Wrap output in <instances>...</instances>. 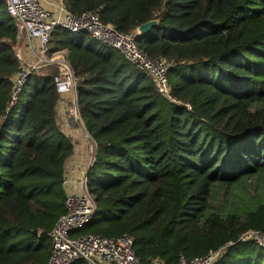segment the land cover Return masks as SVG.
<instances>
[{"label": "trees", "instance_id": "1", "mask_svg": "<svg viewBox=\"0 0 264 264\" xmlns=\"http://www.w3.org/2000/svg\"><path fill=\"white\" fill-rule=\"evenodd\" d=\"M63 2L124 34L157 20L136 44L166 59L174 100L88 34L52 32L50 53L67 54L94 146L87 188L97 215L74 236H127L143 263L222 250L214 264H263L251 256L260 247L236 242L264 234V0ZM17 37L0 0V264H47L73 145L55 121V66L34 70L10 107Z\"/></svg>", "mask_w": 264, "mask_h": 264}, {"label": "built area", "instance_id": "2", "mask_svg": "<svg viewBox=\"0 0 264 264\" xmlns=\"http://www.w3.org/2000/svg\"><path fill=\"white\" fill-rule=\"evenodd\" d=\"M4 2L6 13L13 19L18 33L17 50H21V38H24L25 53L23 56L15 53L16 59L20 62V69L13 79L10 107L18 103L28 76L39 67L52 65L57 68L53 81L59 95L58 105L64 95H69L71 107L68 108V112H72L70 117L81 123L76 106L77 80L67 60V54L65 51L50 53L51 34L57 28L73 34L86 33L94 41L118 51L128 63L147 75L161 97L174 102L167 78L166 59L151 60L145 57L136 44V36L139 35L137 30L124 34L111 24H103L95 14L86 12L74 15L66 9L63 0H59L54 6L47 0ZM91 164L92 156H89L84 163V171L74 182L64 174V214L47 234L51 243L47 264H163L158 259L148 263L138 260L133 251V241L127 236L115 239L95 235L74 236L97 215L96 199L87 188V171ZM236 243L264 249V234L258 231H245L239 235ZM222 253V250L210 252L191 260L181 257L178 264H214L221 258Z\"/></svg>", "mask_w": 264, "mask_h": 264}, {"label": "crops", "instance_id": "3", "mask_svg": "<svg viewBox=\"0 0 264 264\" xmlns=\"http://www.w3.org/2000/svg\"><path fill=\"white\" fill-rule=\"evenodd\" d=\"M47 1L53 6L59 2V0H47ZM68 98L69 95L68 96L64 95L62 98V102L59 103V105L57 104L56 106L57 109L55 110L56 123L59 125V129L61 133L70 141L73 140L72 137H74L76 133L74 136H70L69 134H66V132H69L71 134L72 132L76 131L75 127H78L77 132L80 135L79 138L82 139V137L84 138L83 135L86 133V132L85 133L82 132L83 130L82 124L80 122H76L75 120H73L65 109L67 108L65 103L68 101ZM74 148L75 147L73 145V153L65 163V174L68 175L69 180L72 182L76 181L84 171V163L86 162V159L88 157L87 153L85 154V151H74Z\"/></svg>", "mask_w": 264, "mask_h": 264}, {"label": "rangeland", "instance_id": "4", "mask_svg": "<svg viewBox=\"0 0 264 264\" xmlns=\"http://www.w3.org/2000/svg\"><path fill=\"white\" fill-rule=\"evenodd\" d=\"M21 42H22L21 50L20 51L17 50V46H15L14 50H15V53H17V55L19 54V55L23 56V55H25V53H23L24 52V49H23L24 48V38L23 39L21 38ZM70 100L71 99L68 98V101L65 103V105L67 107L65 109H66L67 112L69 111L68 108L71 107L70 106ZM55 110H57V109H55ZM69 116L72 117V112L69 113ZM57 126L59 127L58 124H57ZM75 128H76V131L75 132H72L71 134L69 132H66V134H69L70 136H74L75 133H76V135L74 137H72L73 140L70 141L72 143V145H74V147H75L74 148V151H85V154L87 153L88 157L89 156H92V161H93V156H94L93 147L94 146L92 144V141L90 140V138L86 134H84V135L82 134L84 136V138L82 137V139H80L79 138L80 135L77 132L78 131V127H75ZM82 132L85 133L84 128H83ZM259 253H262L263 254L262 263L264 264V250H261L260 248H254L253 252L251 253V256L252 257H256Z\"/></svg>", "mask_w": 264, "mask_h": 264}, {"label": "water", "instance_id": "5", "mask_svg": "<svg viewBox=\"0 0 264 264\" xmlns=\"http://www.w3.org/2000/svg\"><path fill=\"white\" fill-rule=\"evenodd\" d=\"M158 21L157 20H152L147 23L142 24L141 26L138 27L137 31L140 36H143L147 33H149L153 27L157 26ZM34 234H37V231L33 232Z\"/></svg>", "mask_w": 264, "mask_h": 264}]
</instances>
